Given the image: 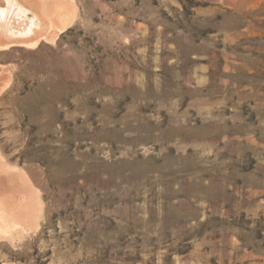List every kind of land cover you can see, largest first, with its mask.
<instances>
[{
  "label": "rangeland",
  "instance_id": "1",
  "mask_svg": "<svg viewBox=\"0 0 264 264\" xmlns=\"http://www.w3.org/2000/svg\"><path fill=\"white\" fill-rule=\"evenodd\" d=\"M76 5L0 51V141L47 214L0 264H264V0Z\"/></svg>",
  "mask_w": 264,
  "mask_h": 264
},
{
  "label": "bare ground",
  "instance_id": "2",
  "mask_svg": "<svg viewBox=\"0 0 264 264\" xmlns=\"http://www.w3.org/2000/svg\"><path fill=\"white\" fill-rule=\"evenodd\" d=\"M17 1L0 0V51L12 45L28 48L43 38H55L77 16L76 0H24L37 24L32 22L18 29L13 24ZM18 8L23 11L25 6ZM12 81V71L0 68V98ZM12 156L5 152L0 141V239L15 243L38 231L47 214L39 181L28 167L12 164Z\"/></svg>",
  "mask_w": 264,
  "mask_h": 264
}]
</instances>
